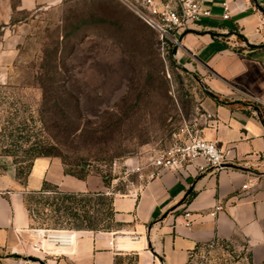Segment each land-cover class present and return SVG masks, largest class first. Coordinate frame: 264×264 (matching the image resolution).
Listing matches in <instances>:
<instances>
[{
    "label": "crops",
    "instance_id": "crops-1",
    "mask_svg": "<svg viewBox=\"0 0 264 264\" xmlns=\"http://www.w3.org/2000/svg\"><path fill=\"white\" fill-rule=\"evenodd\" d=\"M222 2L205 0L211 16L181 37L175 59L207 91L196 95L185 121L221 150L226 169L200 170L205 163L197 160L120 193L99 173L67 174L59 158H36L23 180L0 157V264H26L24 257L31 264H189L197 250L222 245L264 264V27L256 11L264 14V0H229V20ZM20 6L28 9L23 0ZM51 188L112 195L116 228H33L25 199Z\"/></svg>",
    "mask_w": 264,
    "mask_h": 264
},
{
    "label": "rangeland",
    "instance_id": "rangeland-1",
    "mask_svg": "<svg viewBox=\"0 0 264 264\" xmlns=\"http://www.w3.org/2000/svg\"><path fill=\"white\" fill-rule=\"evenodd\" d=\"M20 1L0 0V157L15 165L19 178L27 177L31 163L42 153L58 155L74 173L104 175L114 163L119 166L136 157L144 163L170 146V132L182 126L178 119H188L202 90L194 77L170 59L167 45L160 43V32L154 28L152 35L144 29L142 22L148 26V18L161 22L150 13L145 0H23L28 8L24 11H20ZM169 1L176 5L175 0H155L163 4ZM127 11L140 21L129 17ZM115 21H121L126 33L131 30L136 37L115 30ZM81 23L75 34L74 28ZM123 36L132 37L137 47L147 37L145 42L152 40V46L133 57ZM53 54L61 68L58 86L79 100L73 120L81 125L89 123L99 132L97 137H104L101 131L109 119H120L124 102L134 103L140 82L148 92L142 110L116 125L105 142H83L71 134L70 126L63 128L71 121L72 102L62 98L63 113L57 114L42 91V86L51 90L44 73ZM159 67L169 81V100L162 85L154 84L153 89L144 82L148 72H158ZM82 157L84 171L76 165ZM56 191L51 188L49 194L29 195L27 204L35 216L33 228L73 230L74 220L63 211L53 212L56 206L52 203H61L54 198L57 196H51ZM247 256L244 249L222 245L197 250L189 264H249Z\"/></svg>",
    "mask_w": 264,
    "mask_h": 264
},
{
    "label": "trees",
    "instance_id": "trees-1",
    "mask_svg": "<svg viewBox=\"0 0 264 264\" xmlns=\"http://www.w3.org/2000/svg\"><path fill=\"white\" fill-rule=\"evenodd\" d=\"M166 1V0H165ZM129 13V17H132L133 20L136 21H140V19L135 16L133 13L127 11ZM126 19V18H124ZM95 19L88 21L89 24H91V22H93ZM144 29L146 30V32H150L152 35L155 34L154 32V28L148 24L145 25V23H143ZM81 26L82 23L79 25H76V27L74 28L75 30V34H78V32L81 30ZM115 26V30L117 31H122L124 34L126 35H133V37L135 36L134 33L129 30V33H126V27L124 28L122 25L121 21H115L114 23ZM128 30V29H127ZM190 30H186L183 35L186 32H189ZM71 33H69L70 35ZM160 36V35H159ZM124 38V46L126 49H128L129 52H133L130 53L131 56L135 57L136 56V52H141L143 50L144 47H149L152 46V40L151 41H146V39H143V43L140 42L139 47L135 46L132 42V37H130L131 39H127L128 37L123 36ZM136 37V36H135ZM136 39V38H135ZM160 43L162 44H166L167 45V53H171L170 55V59H174L173 62H175V65L177 64V61L175 59V55L174 54V50H173V44L171 43L170 40L164 38L163 40L160 41ZM135 52V53H134ZM51 58H52V63H51ZM50 63H48L45 73H44V80H46L49 83V87L51 88L50 91H48L47 87L42 86V91L44 93L45 98H49L53 104L52 107L54 109V111L57 114H62V103L63 99L65 100H69L72 102V106H71V115L69 116L70 118V123H66L64 125V129H67L68 126H70L71 131H72V135L77 136L79 139H82L83 142H91L93 143H97L101 140H103L104 142L106 141L107 138L111 137V135L114 132V127L116 125H122L123 121H128L132 118V116H134V114L136 112H139L142 110V104H143V98L146 96H148V92L145 90L144 86L140 85L141 82L137 85L136 87V96L133 98L134 103H128V102H124L123 106L120 109V119L116 121H114L113 119H109L108 122L106 123L105 127L102 129L101 133L102 136L104 137H97V133H99L96 129H92L90 127V124H84L81 125L80 123H75V121L73 120L74 115H78V110H79V100L78 98H76L73 94L67 92L66 90L63 91L61 86H58L61 78V73H60V67L57 64L56 61V55L53 54L50 57ZM55 62V63H54ZM153 64V61H151ZM178 68H181L185 73H187V71L185 69H183L182 67H180L178 64L176 65ZM163 67V66H160ZM159 67L158 72L155 70H150L147 74L146 79L144 80V82H146L148 85L151 86V88H155L157 85H162L163 86V92H164V97L166 98V100L171 99V97H169V81L165 78V72H163L161 70V68ZM164 68V67H163ZM188 74V73H187ZM196 78V77H195ZM154 84H156L155 87H152ZM57 85L58 88H55L54 86ZM150 88V89H151ZM202 92H206V90L203 89V87L201 88ZM211 96H213V94H211ZM214 97V96H213ZM63 98V99H62ZM68 116H66L67 118ZM68 118V119H69ZM178 121H180V123L184 124L185 121V117L182 119H178ZM182 124V126H183ZM182 126H179L176 129H172L171 133V138L172 141L170 143V146L173 143V134L178 132ZM166 148L161 149L160 151L164 150ZM38 157H53V158H58V155H48L47 153H42L41 155L37 156ZM35 158V159H36ZM83 158V157H82ZM61 160V159H60ZM83 159L79 160V163L76 164L78 167H81V170L84 171L85 168L82 167L83 163H81ZM62 161V160H61ZM63 162V161H62ZM64 164V163H63ZM86 164V166L88 167L89 164L86 162L84 163ZM31 166V165H30ZM65 166V164H64ZM67 167L65 166V171L67 174H71L74 175L78 178H84L87 173H83V174H78V173H74L73 171L66 169ZM105 180V182L109 185L110 184V177H108L107 175H103L101 174ZM125 192L124 189H116L115 192ZM45 192H47L45 190ZM41 195H45V193L41 194ZM34 196V195H32ZM37 196V195H36ZM51 196H57L54 197L55 199H57L58 201L60 200L61 203L58 205L57 203H52V205H55L56 208L53 210V212L55 213H59L61 211H63L65 213V215L69 216L70 219L74 220L75 225L73 227V230H87V231H93V232H100V231H112L113 229L116 228L117 223L115 220V209H114V197L112 195H107L105 193H97V194H62L59 193L58 191L55 192L54 195ZM28 197L27 196L25 199V203H26V207L30 213V216L33 220H35V216L34 213L31 212V209L29 208L27 202H28ZM193 197V194H189L187 196V198L183 201V203L189 202L191 200V198ZM55 217V216H54Z\"/></svg>",
    "mask_w": 264,
    "mask_h": 264
},
{
    "label": "built area",
    "instance_id": "built-area-1",
    "mask_svg": "<svg viewBox=\"0 0 264 264\" xmlns=\"http://www.w3.org/2000/svg\"><path fill=\"white\" fill-rule=\"evenodd\" d=\"M145 1L150 13L153 16H159L161 21L157 22L148 18L147 22L160 32L162 40L164 38L170 40L173 50L176 51L181 48L182 33L190 30L202 18L211 16L210 10L204 7L205 0H175V6L170 1L166 4L156 3L155 0ZM228 1L223 0L222 2L224 20H229L232 16ZM256 11L261 15V28H263L264 14L259 9ZM135 159L137 162L134 165H125L119 168L118 164L114 163L109 171L103 172L104 175L110 177L112 187L124 189V193H129L131 188L135 187L137 180L144 182L154 179L166 170L181 171L197 160H203L205 163L199 166L200 170L210 168L213 171H222L226 169L221 150L214 143L197 134L187 121H184L182 128L173 134L171 146L149 156L144 163L137 157ZM147 170H151L148 175L146 174ZM247 188L248 185L243 186V189ZM23 261L26 264H31L29 257H24Z\"/></svg>",
    "mask_w": 264,
    "mask_h": 264
},
{
    "label": "water",
    "instance_id": "water-1",
    "mask_svg": "<svg viewBox=\"0 0 264 264\" xmlns=\"http://www.w3.org/2000/svg\"><path fill=\"white\" fill-rule=\"evenodd\" d=\"M176 52H177V51H176V50H174V54H176ZM202 87H203V86H202ZM203 89H204V90H206V88H205V87H203Z\"/></svg>",
    "mask_w": 264,
    "mask_h": 264
}]
</instances>
